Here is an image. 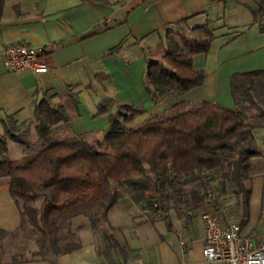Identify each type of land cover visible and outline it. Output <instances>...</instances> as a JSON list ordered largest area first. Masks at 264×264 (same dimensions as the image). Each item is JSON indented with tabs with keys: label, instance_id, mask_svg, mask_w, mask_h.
<instances>
[{
	"label": "crops",
	"instance_id": "obj_1",
	"mask_svg": "<svg viewBox=\"0 0 264 264\" xmlns=\"http://www.w3.org/2000/svg\"><path fill=\"white\" fill-rule=\"evenodd\" d=\"M257 10L256 0H0V135L5 132L4 121L8 124L13 117L21 130L29 129V139L36 143L35 107L44 98L51 99L55 107L63 106L70 117L63 127L67 134L61 139L89 141L103 135L110 129L109 116H81L78 110L90 112L85 98L106 88L120 101L146 110L141 117L150 118L142 125L180 103L209 102L234 110L232 76L264 71V33L254 22ZM221 12L226 15V24L232 18L228 27H233L219 32ZM183 21L186 29L206 25L215 31L210 51L192 56L194 69L205 73L204 83L154 104L146 85L148 56L153 57L157 48L166 44L168 31ZM54 42L59 48L48 57L46 73L15 72L4 64V51L10 46L41 47ZM255 138L263 157L258 159L259 169L248 184L246 200L244 195L223 194L214 208L207 201L199 207L190 206L192 202L183 203V207L194 208L199 214L214 210L225 221L238 222L242 235L264 240V127L256 130ZM8 149L9 158L16 162L34 154L13 142ZM184 188L188 193L189 187ZM165 207L169 212L162 219L144 207L146 213L141 218L116 209L112 212L114 227L133 237L125 243L124 254L118 250L108 256L100 254L102 247L97 245L88 221L78 218L74 225L78 221L88 225L79 235L81 247L57 255L50 264H226L205 262V229L199 215L187 219L173 201L166 202ZM21 223L20 206L7 181L2 180L0 230L14 233Z\"/></svg>",
	"mask_w": 264,
	"mask_h": 264
},
{
	"label": "trees",
	"instance_id": "obj_2",
	"mask_svg": "<svg viewBox=\"0 0 264 264\" xmlns=\"http://www.w3.org/2000/svg\"><path fill=\"white\" fill-rule=\"evenodd\" d=\"M256 2L254 22L264 33V0ZM183 24H175L166 44L148 56L145 77L154 104L204 83L205 73L194 69L192 56L210 51L215 31L206 25L186 29ZM231 90L234 110L209 102L180 103L133 129L127 125L146 110L119 102L115 114L110 113V129L95 145L86 138L59 137L70 117L49 98L35 107L34 144L29 129L21 130L10 117L0 135V183L7 181L20 206L18 230L30 224L39 235L41 251L50 249L56 257L81 247L74 221L85 218L93 232L106 229L100 254H124L126 244L108 231L115 229L110 216L124 193L159 218L168 201L177 207L190 202L199 207L207 201L214 208L229 190L246 200L263 157L255 132L264 127V71L233 75ZM10 142L34 154L12 161ZM184 187H189L188 193ZM211 189L218 195L208 200ZM10 234L0 230V235Z\"/></svg>",
	"mask_w": 264,
	"mask_h": 264
},
{
	"label": "built area",
	"instance_id": "obj_3",
	"mask_svg": "<svg viewBox=\"0 0 264 264\" xmlns=\"http://www.w3.org/2000/svg\"><path fill=\"white\" fill-rule=\"evenodd\" d=\"M59 48L58 43H48L41 47L28 44L10 46L4 51V64L15 72H34L43 74L48 71V57ZM218 193L211 189L207 199ZM183 209L187 219L201 217L205 237L203 257L206 263L225 262L226 264H264V240L255 236L242 235L241 226L234 220L225 221L214 210L198 213L194 208Z\"/></svg>",
	"mask_w": 264,
	"mask_h": 264
},
{
	"label": "rangeland",
	"instance_id": "obj_4",
	"mask_svg": "<svg viewBox=\"0 0 264 264\" xmlns=\"http://www.w3.org/2000/svg\"><path fill=\"white\" fill-rule=\"evenodd\" d=\"M221 17V18H219ZM226 15L225 13H222L218 16L219 20V26L218 31L221 32L227 28L233 27L230 26V22H232V18L229 17V24H226ZM99 91L101 93H99ZM109 89H101V90H95L94 93L89 95V98H85L86 107L90 109V112H87L86 109L78 110V114L81 116H84L85 114L91 113L94 117L101 116L103 114H107L110 118V113L115 114L116 109H119L120 97L113 95ZM128 103V102H126ZM132 104V103H131ZM82 108V107H81ZM103 110L108 111L105 113ZM124 111V110H122ZM150 115L141 117L138 116L135 118V120L132 123H129L127 125L128 128H135L139 127L140 124L144 122L145 119H149ZM139 125V126H138ZM65 130L59 132V137L63 138L66 136ZM104 137L103 135H96L93 138H90L88 141L90 144L95 145L97 141L102 140ZM226 196L235 195L233 191L229 190L225 194ZM39 206V204H38ZM117 211L121 212L123 211V214L129 216V217H143L146 212L144 211V208L141 206H134L132 203L131 197L128 193H124V197L121 199V202L117 208H115ZM166 212L168 211V208L165 209ZM116 212V211H115ZM114 212V215H115ZM118 215V214H117ZM163 215V211H162ZM164 215L165 212H164ZM170 213L168 214V217H170ZM124 216V215H123ZM159 219H162L161 217ZM88 228L87 224H83L81 222H76L74 225V229L77 232V235L79 236L80 233H84ZM102 230H97L94 232V237L96 240V243L98 246L102 247L104 246V239H103V231H106L104 227H101ZM110 233H114L117 238L121 241V243H126L130 238L132 239L131 234H127L126 232H122V230L115 229L108 230ZM130 232V231H128ZM131 235V236H130ZM39 239V235L37 234V231L35 228L30 226V224H26L25 227L18 230L15 233H12L10 235H0V264H50L52 260L54 259L55 255L54 252L50 249L47 251L44 250V252L41 251V248L39 244L37 243V240Z\"/></svg>",
	"mask_w": 264,
	"mask_h": 264
}]
</instances>
